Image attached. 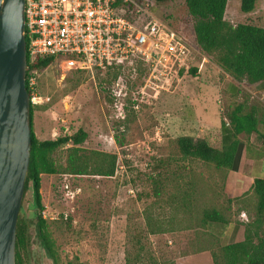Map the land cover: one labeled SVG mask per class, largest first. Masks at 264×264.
<instances>
[{
	"label": "rangeland",
	"instance_id": "obj_1",
	"mask_svg": "<svg viewBox=\"0 0 264 264\" xmlns=\"http://www.w3.org/2000/svg\"><path fill=\"white\" fill-rule=\"evenodd\" d=\"M154 3L192 48L190 58L178 71L167 66L164 81H154L159 87L147 84L142 93L134 87L144 84L143 75L138 73L134 81L127 77L133 87L127 92L123 120L116 118L110 75L60 76L52 68L35 75L33 91L40 98L33 105L37 139L53 140L82 129L87 133L80 146L85 155L114 154L117 160L111 177L41 175V216L53 244V260L36 235L28 184L20 206L29 235L24 264H212L191 256L198 250L205 211L226 208L227 170L181 159L176 139L213 128L220 135L223 118L236 103H242L245 112L253 107L264 123V95L251 96L250 85L226 75L213 54L195 46L184 0ZM239 4L240 0H227L226 21L264 28V0H257L249 14L241 13ZM192 68L195 74L189 72ZM231 84L237 85L236 94L228 90ZM141 95L143 102L134 109L130 99L140 100ZM258 131L264 134V124ZM211 146L220 147L219 139ZM68 147L52 153L58 167L66 165ZM204 240L206 250L215 253L220 264V246L213 238Z\"/></svg>",
	"mask_w": 264,
	"mask_h": 264
},
{
	"label": "trees",
	"instance_id": "obj_2",
	"mask_svg": "<svg viewBox=\"0 0 264 264\" xmlns=\"http://www.w3.org/2000/svg\"><path fill=\"white\" fill-rule=\"evenodd\" d=\"M166 0H154L162 3ZM257 0H240L239 11L249 14L256 8ZM186 10L192 20V35L195 46L206 54H213L216 65L228 76L245 81L248 85L264 81V28L247 23L232 25L225 20L227 0H184ZM179 33V32H178ZM27 68L25 86L30 98L35 93L28 86V79L37 72L44 70L51 58H35L30 61L26 57ZM195 74L196 69L189 71ZM232 131L233 140L229 145L215 149L204 140L188 136L176 139V145L183 160H197L216 170H231L238 162L243 144L237 136L244 134L259 135L264 143V135L258 132V119L254 111L247 113L243 104L229 108L225 115ZM31 150L30 161L24 187V194L31 184L32 208L34 223L39 244L46 256L54 259L53 244L42 218L43 205L40 195L41 175H56L68 173L72 175L92 174L101 177H111L115 172L117 156L114 154L91 151L85 155L81 145L87 139V133L78 129L72 135L59 136L53 140H39L33 130V105L30 104ZM67 149L66 165L58 167L51 157L56 149ZM90 162L92 163L90 165ZM90 165V166H89ZM254 198L251 211L253 218L243 225V238L236 243L220 246V264H264V180L254 179L251 186ZM21 211V209H20ZM201 225L206 222L227 223L226 217L217 210L205 211ZM28 224L19 212L16 224L15 264H24L23 254L28 252ZM213 264H219L217 255L211 253Z\"/></svg>",
	"mask_w": 264,
	"mask_h": 264
},
{
	"label": "built area",
	"instance_id": "obj_3",
	"mask_svg": "<svg viewBox=\"0 0 264 264\" xmlns=\"http://www.w3.org/2000/svg\"><path fill=\"white\" fill-rule=\"evenodd\" d=\"M26 57L51 58L46 68L60 76L84 73L110 75L116 118L138 73L145 78L135 85L140 93L164 81L165 68H182L191 47L157 10L154 0H24ZM34 74L28 86L34 90ZM154 79V80H152ZM154 87L152 89H154ZM133 88V89H134ZM134 97L132 107L142 101ZM40 98L34 95L30 103ZM67 189V186L65 187ZM45 218V217H43ZM53 219V218H52ZM66 219V215H64Z\"/></svg>",
	"mask_w": 264,
	"mask_h": 264
},
{
	"label": "water",
	"instance_id": "obj_4",
	"mask_svg": "<svg viewBox=\"0 0 264 264\" xmlns=\"http://www.w3.org/2000/svg\"><path fill=\"white\" fill-rule=\"evenodd\" d=\"M24 0H0V264H15L16 224L30 161Z\"/></svg>",
	"mask_w": 264,
	"mask_h": 264
},
{
	"label": "crops",
	"instance_id": "obj_5",
	"mask_svg": "<svg viewBox=\"0 0 264 264\" xmlns=\"http://www.w3.org/2000/svg\"><path fill=\"white\" fill-rule=\"evenodd\" d=\"M250 87L251 88H249L247 92L251 96L254 97L259 93L264 95V81L252 84ZM228 88V90H231L233 94H236L238 91L237 85L231 84ZM227 95H229V93H227ZM261 101L264 104V97H262ZM249 111L255 112L258 119L257 129H259V126L264 123L259 120L257 110L250 107ZM223 119L226 123L224 124L225 127L220 129V135H218L216 129L213 128L204 129L197 135L192 132L189 136L191 138L194 137L193 139L200 138L208 145L210 144L209 146L213 145L216 139H219L221 146L213 148L221 149L222 146L229 145L233 140L232 131L228 125V121L225 116ZM217 135L219 137H217ZM256 136V134H251L250 136L240 134L237 136L239 143L243 144V149L239 154L238 162L231 170H227L225 174L223 194L225 196V200L227 199V204H225L226 208H220L217 210L226 217L227 223L206 222L200 226L199 236L201 237V240H198V250L192 254L191 258L200 256L206 261L212 263L210 251L206 250V243H204V239L208 240L209 238H213L221 247L242 240L243 225L249 223L253 218V213L251 211V207H253L254 203V198L251 193L253 180L257 178L264 180V143L262 142L260 136L259 139H256Z\"/></svg>",
	"mask_w": 264,
	"mask_h": 264
}]
</instances>
